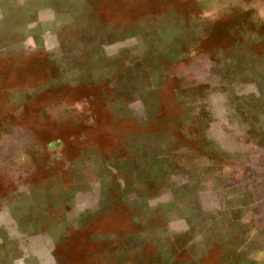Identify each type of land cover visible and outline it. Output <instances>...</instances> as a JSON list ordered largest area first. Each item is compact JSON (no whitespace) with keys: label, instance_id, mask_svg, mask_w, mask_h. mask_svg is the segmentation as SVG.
I'll list each match as a JSON object with an SVG mask.
<instances>
[{"label":"rangeland","instance_id":"obj_1","mask_svg":"<svg viewBox=\"0 0 264 264\" xmlns=\"http://www.w3.org/2000/svg\"><path fill=\"white\" fill-rule=\"evenodd\" d=\"M0 264H264V0H0Z\"/></svg>","mask_w":264,"mask_h":264}]
</instances>
